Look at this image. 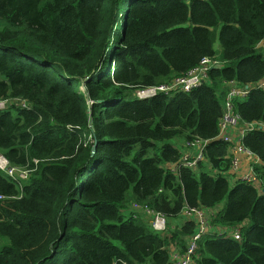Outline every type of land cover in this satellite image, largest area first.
<instances>
[{"label": "trees", "instance_id": "trees-1", "mask_svg": "<svg viewBox=\"0 0 264 264\" xmlns=\"http://www.w3.org/2000/svg\"><path fill=\"white\" fill-rule=\"evenodd\" d=\"M262 41L264 0H0V155L29 173L0 170V264H170L172 244L183 255L196 233L176 222L185 208L220 206L212 227L242 240L203 236L195 264H264V195L230 185L226 144L197 171L162 167L181 158L172 140L217 137L231 85L264 79ZM203 58L220 67L201 88L137 97ZM234 104L264 127L263 90ZM244 145L264 180V129Z\"/></svg>", "mask_w": 264, "mask_h": 264}, {"label": "built area", "instance_id": "built-area-1", "mask_svg": "<svg viewBox=\"0 0 264 264\" xmlns=\"http://www.w3.org/2000/svg\"><path fill=\"white\" fill-rule=\"evenodd\" d=\"M260 46L264 49V41L260 43ZM218 64L214 59L203 58L198 67L190 71L186 76L176 78L167 85L139 89L136 95L141 100H147L160 94L190 93L201 88L208 81L210 71ZM254 90L264 91V79L254 85V87L231 85L224 103V113L218 124L217 137L210 141L193 138L186 143L181 158L177 162L168 163L162 167L170 174L176 176L179 175L182 169L197 171L201 163H207L205 154L208 146L215 141H220L228 146V156L226 158L231 159L232 167L225 174V178L230 185L234 186L239 182L251 184L259 194L264 195V180L256 171L257 167L262 165L261 159L244 145V139L248 134L258 132L264 127L258 123H244L234 104L236 99H245ZM3 108L5 106L0 107V109ZM23 108L28 109L25 103H23ZM244 160L247 162L245 170L242 168ZM0 170L16 181L26 180L29 176L27 171L12 167L9 160L2 155H0ZM135 206L139 207L138 205ZM220 210L221 208H185L182 216L196 223V233L189 240L187 251L183 255L174 254L170 264H195L197 243L207 234H214L221 238H232L237 241L242 240L241 228L214 229L212 227L211 223ZM142 211L151 218V224L155 231L159 233L167 232L168 222L163 214L155 212L148 207L142 208Z\"/></svg>", "mask_w": 264, "mask_h": 264}, {"label": "rangeland", "instance_id": "rangeland-1", "mask_svg": "<svg viewBox=\"0 0 264 264\" xmlns=\"http://www.w3.org/2000/svg\"><path fill=\"white\" fill-rule=\"evenodd\" d=\"M217 49H219L220 50V45H219V42H217ZM113 64V63H112ZM114 64L112 65V70L114 69ZM81 90L82 91H85V89L83 88V87H81ZM9 103H11V104H17L18 106H22L23 107V101H21V100H11V101H9ZM28 105V104H27ZM2 106H7V102H1L0 103V107H2ZM30 107V105H28V108ZM185 142V143H184ZM188 141H182V140H179V139H175V140H172L171 141V143L174 145V147H176V148H178V149H180L181 150V153L184 151V149H185V145H186V143H187ZM184 143V144H183ZM182 145H184L183 147H182ZM231 182H232V179H231ZM141 216H143V217H145V218H147L144 214H142ZM185 221H187V218L186 217H184V216H181L180 217V219H178L176 222H178L177 224H182L183 222H185ZM177 224L175 223V226H177ZM173 246L171 247V256H173L174 254H179V255H181L180 254V248H176L175 247V243H173L172 244Z\"/></svg>", "mask_w": 264, "mask_h": 264}, {"label": "crops", "instance_id": "crops-1", "mask_svg": "<svg viewBox=\"0 0 264 264\" xmlns=\"http://www.w3.org/2000/svg\"><path fill=\"white\" fill-rule=\"evenodd\" d=\"M246 167H247V162L244 160L243 163H242V168L245 170ZM219 208H221V206Z\"/></svg>", "mask_w": 264, "mask_h": 264}, {"label": "water", "instance_id": "water-1", "mask_svg": "<svg viewBox=\"0 0 264 264\" xmlns=\"http://www.w3.org/2000/svg\"><path fill=\"white\" fill-rule=\"evenodd\" d=\"M110 65H112V63H110ZM217 67H220V65H219V66L217 65ZM96 146H97V145L94 146V148H93V152L96 151V148H97Z\"/></svg>", "mask_w": 264, "mask_h": 264}]
</instances>
